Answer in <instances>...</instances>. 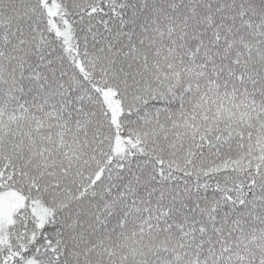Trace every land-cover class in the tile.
I'll return each instance as SVG.
<instances>
[{
    "label": "snow or ice",
    "instance_id": "1",
    "mask_svg": "<svg viewBox=\"0 0 264 264\" xmlns=\"http://www.w3.org/2000/svg\"><path fill=\"white\" fill-rule=\"evenodd\" d=\"M0 264H264V0H0Z\"/></svg>",
    "mask_w": 264,
    "mask_h": 264
}]
</instances>
